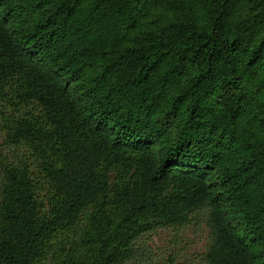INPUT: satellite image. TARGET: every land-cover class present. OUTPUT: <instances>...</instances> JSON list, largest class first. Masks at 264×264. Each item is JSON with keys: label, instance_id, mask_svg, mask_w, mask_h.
I'll use <instances>...</instances> for the list:
<instances>
[{"label": "trees", "instance_id": "obj_1", "mask_svg": "<svg viewBox=\"0 0 264 264\" xmlns=\"http://www.w3.org/2000/svg\"><path fill=\"white\" fill-rule=\"evenodd\" d=\"M0 120V264H264V0H0Z\"/></svg>", "mask_w": 264, "mask_h": 264}, {"label": "rangeland", "instance_id": "obj_2", "mask_svg": "<svg viewBox=\"0 0 264 264\" xmlns=\"http://www.w3.org/2000/svg\"><path fill=\"white\" fill-rule=\"evenodd\" d=\"M15 113H12V115ZM23 157L30 159L24 146L11 143L6 124L0 120V186L2 167ZM150 255L130 264H203L209 238L203 220L179 230H161L145 239Z\"/></svg>", "mask_w": 264, "mask_h": 264}]
</instances>
